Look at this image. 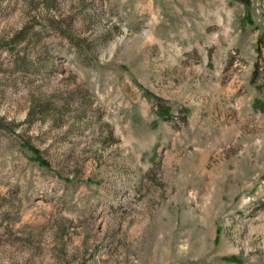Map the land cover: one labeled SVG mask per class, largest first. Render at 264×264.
Instances as JSON below:
<instances>
[{
    "label": "rangeland",
    "instance_id": "374dc122",
    "mask_svg": "<svg viewBox=\"0 0 264 264\" xmlns=\"http://www.w3.org/2000/svg\"><path fill=\"white\" fill-rule=\"evenodd\" d=\"M262 39L264 0H0V264H264Z\"/></svg>",
    "mask_w": 264,
    "mask_h": 264
},
{
    "label": "trees",
    "instance_id": "16d2710c",
    "mask_svg": "<svg viewBox=\"0 0 264 264\" xmlns=\"http://www.w3.org/2000/svg\"><path fill=\"white\" fill-rule=\"evenodd\" d=\"M237 1H239L240 3H242V4H244V5H248L250 0H237ZM263 42H264L263 39L260 40V44H261V45L264 44ZM255 74H257V72H255Z\"/></svg>",
    "mask_w": 264,
    "mask_h": 264
}]
</instances>
